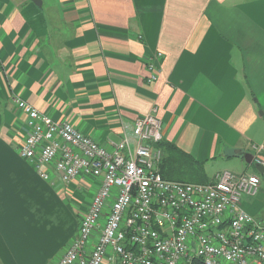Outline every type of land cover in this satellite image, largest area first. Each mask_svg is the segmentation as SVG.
Wrapping results in <instances>:
<instances>
[{"label": "crops", "instance_id": "crops-1", "mask_svg": "<svg viewBox=\"0 0 264 264\" xmlns=\"http://www.w3.org/2000/svg\"><path fill=\"white\" fill-rule=\"evenodd\" d=\"M41 2L0 0V264H57L100 185H66L87 199L76 220L79 201L61 200L60 176L43 180L20 155L28 130L15 98L109 150L156 105L161 143L178 152L175 179L256 169L241 155L264 145V0Z\"/></svg>", "mask_w": 264, "mask_h": 264}, {"label": "built area", "instance_id": "built-area-1", "mask_svg": "<svg viewBox=\"0 0 264 264\" xmlns=\"http://www.w3.org/2000/svg\"><path fill=\"white\" fill-rule=\"evenodd\" d=\"M161 53L147 61L148 82L158 80ZM28 134L20 155L55 185L100 180L77 236L57 264H264V218L249 213L245 197L259 194L258 175L223 171L208 183L170 180L161 173L162 121L158 106L138 118L124 137L100 145L71 122H56L15 98ZM254 160L264 145L254 144Z\"/></svg>", "mask_w": 264, "mask_h": 264}, {"label": "rangeland", "instance_id": "rangeland-1", "mask_svg": "<svg viewBox=\"0 0 264 264\" xmlns=\"http://www.w3.org/2000/svg\"><path fill=\"white\" fill-rule=\"evenodd\" d=\"M247 173H255V174H257L261 178V181H262L261 182V187L264 190V176H262L256 169H252L250 171H247ZM238 174H241V173H238ZM62 186H63V188L60 190L59 195L61 196V200L64 203L69 204L70 206H74L76 201H79V207H78V209H75V213H74V216H75V218L77 220V217H78V215L80 214V211H82V208H83L82 202L87 201V199H82V198H86L84 195H82V196L79 195V194H76V196L72 195V192H70V190L68 188H66L65 184H62ZM82 193H83V191H82ZM256 199L255 198H253V199L245 198L244 199V201H246V203H249V206L253 205L254 207H256V211H252L251 212L248 208H245V207L244 208L249 210L250 212L249 211L248 212L251 213L252 215L255 213L254 214L255 216H261V214H263V212H264V197L258 198L257 202H256ZM246 203H245V206L247 207ZM258 212H260V213H258Z\"/></svg>", "mask_w": 264, "mask_h": 264}, {"label": "trees", "instance_id": "trees-1", "mask_svg": "<svg viewBox=\"0 0 264 264\" xmlns=\"http://www.w3.org/2000/svg\"><path fill=\"white\" fill-rule=\"evenodd\" d=\"M163 150V160L161 162V173L167 179L174 180L173 161L178 160V152L174 147L168 146V144H160ZM176 180V179H175ZM180 181V180H176ZM186 182V181H183Z\"/></svg>", "mask_w": 264, "mask_h": 264}, {"label": "water", "instance_id": "water-1", "mask_svg": "<svg viewBox=\"0 0 264 264\" xmlns=\"http://www.w3.org/2000/svg\"><path fill=\"white\" fill-rule=\"evenodd\" d=\"M33 2L35 3V4H37L38 6H40L41 5V0H33ZM244 159H245V161L248 163V164H252L253 162H254V155L253 154H251V153H245V154H242L241 155ZM255 167H256V169H257V171L262 175V176H264V164H262V163H255Z\"/></svg>", "mask_w": 264, "mask_h": 264}]
</instances>
